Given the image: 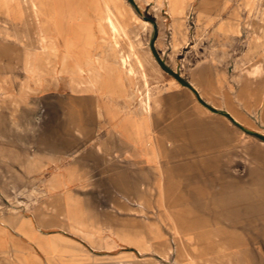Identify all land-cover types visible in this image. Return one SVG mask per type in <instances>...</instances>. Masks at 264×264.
Returning <instances> with one entry per match:
<instances>
[{
	"label": "rangeland",
	"instance_id": "rangeland-1",
	"mask_svg": "<svg viewBox=\"0 0 264 264\" xmlns=\"http://www.w3.org/2000/svg\"><path fill=\"white\" fill-rule=\"evenodd\" d=\"M127 1L124 33L114 35L104 0H75V68L56 65L61 52L49 44L37 49L56 34L1 33L0 74L10 69L4 59L13 55L2 39L27 41L29 48L16 57L41 55L49 77L105 90L112 117L152 118L161 154L175 156L176 164L206 159L209 184L229 185L233 194H226L241 209L249 207L224 211L216 235L201 227L199 210L188 208L182 179L173 185L161 178L157 208L129 210V236L137 229L143 243L138 259L129 257L127 264H264V142L240 132L264 137V80L253 84L247 77L250 61L264 62V0H186L180 13L171 11L170 0ZM32 2L48 5L54 16L55 0ZM40 16L37 25L50 24L46 13ZM138 22H147L146 29ZM227 23L237 32L221 28ZM135 219L141 222L130 224Z\"/></svg>",
	"mask_w": 264,
	"mask_h": 264
},
{
	"label": "crops",
	"instance_id": "crops-1",
	"mask_svg": "<svg viewBox=\"0 0 264 264\" xmlns=\"http://www.w3.org/2000/svg\"><path fill=\"white\" fill-rule=\"evenodd\" d=\"M0 1L5 22L0 34H56L55 41L41 40L37 49L49 44L61 52L56 65L75 68V0H55L54 16L48 15V5H32V0ZM41 12L49 25H37ZM221 28L237 32L231 23ZM2 40V48L13 55L4 59L10 69L0 74V264H127L129 257L138 259L143 240L137 229L135 237L129 236L128 213L157 208L161 178L173 185L182 179L188 208L199 210L201 227H212L216 235L224 211L249 210L234 201L229 185L209 184L206 159L176 164L175 156L161 154L152 118L112 117L105 90L64 85L65 77H49L41 55L16 57L29 48L27 41ZM259 59L249 64L264 65ZM251 69L247 77L253 84L264 80L250 75ZM240 132L264 142L255 133Z\"/></svg>",
	"mask_w": 264,
	"mask_h": 264
},
{
	"label": "bare ground",
	"instance_id": "bare-ground-1",
	"mask_svg": "<svg viewBox=\"0 0 264 264\" xmlns=\"http://www.w3.org/2000/svg\"><path fill=\"white\" fill-rule=\"evenodd\" d=\"M106 4V21L108 26L110 27L111 32L115 34H119L120 32L124 33L123 28V17H124V10L126 8L131 7L127 0H104ZM186 0H170V8L173 13H180L183 10L184 2ZM248 1V0H247ZM204 8V7H203ZM205 9V8H204ZM137 27H143L146 29L147 22H138L135 23ZM115 43L118 44V41L115 38ZM264 57V55H263ZM122 63L125 64L126 60L122 58ZM140 66L143 67L142 62L140 61ZM125 66V65H124ZM250 75H253L255 78L263 77L264 76V68L261 63L253 65L251 71L249 72ZM172 81L179 85V83L172 78ZM149 104V103H148ZM198 118V117H197ZM195 118V121L198 123L200 119Z\"/></svg>",
	"mask_w": 264,
	"mask_h": 264
},
{
	"label": "trees",
	"instance_id": "trees-1",
	"mask_svg": "<svg viewBox=\"0 0 264 264\" xmlns=\"http://www.w3.org/2000/svg\"><path fill=\"white\" fill-rule=\"evenodd\" d=\"M182 82V81H181ZM258 137H260L262 140H264V137H261V136H258Z\"/></svg>",
	"mask_w": 264,
	"mask_h": 264
}]
</instances>
